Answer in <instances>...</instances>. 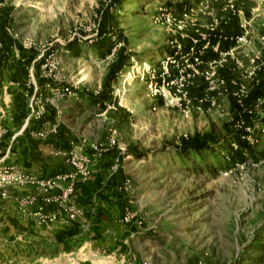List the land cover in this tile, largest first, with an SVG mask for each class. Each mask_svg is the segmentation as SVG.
I'll return each mask as SVG.
<instances>
[{"label":"rangeland","instance_id":"374dc122","mask_svg":"<svg viewBox=\"0 0 264 264\" xmlns=\"http://www.w3.org/2000/svg\"><path fill=\"white\" fill-rule=\"evenodd\" d=\"M3 4L12 18L8 32L17 42L1 64L0 89L9 76L4 70L23 68L30 57L36 72L28 70L23 78L45 86L36 92L45 113L35 120L33 132L53 126L58 130L69 121L77 128L74 142L116 149L108 174L117 168L126 174L120 218L127 234L118 239L123 249L110 248L108 240L74 250L70 257L92 264H115L105 258L112 253L125 255L126 264H264V99L252 115L254 128L245 135L232 104L264 65V0ZM228 10L232 16L237 11L240 22L239 33L223 37L231 47L220 51L218 61L194 57L210 46L203 39ZM109 18L118 23L108 24ZM103 21V36L116 41L122 31L128 39V59L114 79L110 65L124 43L118 41L105 56L91 47ZM102 90L105 100L87 109L93 104L89 95ZM196 131L214 132L219 144L234 150L240 136L257 155L242 150L241 159L231 157L229 163L224 161L225 147L202 157L178 155L180 138ZM130 147L140 155L131 154ZM105 190L115 201L111 190ZM1 250L3 257L7 248Z\"/></svg>","mask_w":264,"mask_h":264},{"label":"crops","instance_id":"0c3cea01","mask_svg":"<svg viewBox=\"0 0 264 264\" xmlns=\"http://www.w3.org/2000/svg\"><path fill=\"white\" fill-rule=\"evenodd\" d=\"M28 70L36 72L33 65ZM4 71L9 76H6L0 89V169L11 167L16 172L39 180L57 177V185L49 196L58 200L43 204V213L55 214V220L51 223L41 222L33 214L37 205L42 204L43 195L38 188L30 184H14L7 188L8 198L0 199V252L5 247L7 254L0 257V264H73L75 259L70 255L74 250L96 243L103 245L108 240L110 248L120 250L122 246L118 239L127 234L120 218L121 210L116 203L109 206L101 191L91 192L80 187L94 178L100 183L106 181L108 169L102 152L97 153L90 143L74 142L77 128L69 121L60 124L56 132L64 134L68 143L54 137L56 133H47L42 141H36L33 130L38 124L35 121L26 124L28 102L37 91H44L45 86L36 80L27 84L22 74L17 73L16 67ZM22 100L25 116L20 114L18 108ZM97 106L99 103L90 104L87 109ZM72 155L83 162L86 174L82 168L71 163ZM69 184H73L74 191L64 198L63 192ZM28 197H36L37 200L23 212L19 200ZM66 230L77 232L73 237L78 241V246L65 249L63 242L58 241L57 233Z\"/></svg>","mask_w":264,"mask_h":264},{"label":"trees","instance_id":"16d2710c","mask_svg":"<svg viewBox=\"0 0 264 264\" xmlns=\"http://www.w3.org/2000/svg\"><path fill=\"white\" fill-rule=\"evenodd\" d=\"M4 0H0V3ZM9 6L6 4L0 5V42L2 44V48L0 49V67L3 63V60L8 57L11 47L13 44L17 42L16 39L8 32V27L10 25L11 15L8 12ZM231 10H228V15L225 16V19L219 21V24L212 30L211 33L207 34V38L205 37L203 40L208 43L207 48L201 50L200 52H196V58L200 59L201 61H218L219 53L222 50H228L231 47V43L229 40H223V37L233 36L235 33L240 32V22L237 16V11H234L235 14L231 15ZM221 15V14H220ZM228 18L226 19V17ZM112 19H107L108 24H117L118 22L114 21L111 22ZM106 24L104 21L101 22L100 30L98 37L96 38L95 42L92 44V48L99 51L101 56H105L111 52L112 47L118 42L121 41L124 43L118 52L116 53L115 59L112 61L109 69V76L112 79L121 71L124 67L128 55L124 53L126 49V44L128 43V39L123 36L122 31L119 32L118 38L116 41H112L111 38H107L105 35L106 33ZM217 35H221V40L218 39ZM204 42H202L203 44ZM218 43V50H214V45ZM3 49V50H2ZM72 52H76L75 48H70ZM5 50V55L3 51ZM21 51H25L21 49ZM263 57H264V49L262 50ZM27 61L24 64V67H16L17 73L22 74V77L27 75L28 67L30 65V57L26 59ZM229 60V59H228ZM224 65V64H223ZM30 93V87L28 88ZM105 93L106 91L102 90L99 92L98 95L93 96L89 95L93 104L99 103V105L105 100ZM264 98V65H262L257 70V79L249 86L245 88V92L241 94L240 98L233 99V117L235 121L241 122L240 125V133L246 134V129H253L254 128V119L252 115L258 112L257 104L260 99ZM18 108L20 109V114L25 116L26 110L23 100L19 103ZM260 123H264V118L260 119ZM56 138H60L62 143H68L69 140L64 136V134L56 133ZM240 136H236L235 141L238 142V149L234 150L233 148H227L221 144H219L220 138L216 136L214 132H194L191 135L182 136L179 140V144L175 146V151L178 155L184 156L188 152H193L196 154L197 157L207 156L210 155L211 152L219 148L220 150L225 147L226 154H225V162L229 163V159L240 158L241 159V151L247 150L251 155H257L256 152L253 150V146L248 142L246 139H240ZM128 151L134 155H140L134 148H128ZM118 156L116 149L108 148L102 152V157L106 159V168H110L113 163V158ZM125 182H126V174L121 168H117L113 172L108 174L106 181L104 182L105 189H110L113 196H115L116 200L113 201L110 199L108 192L104 189L103 183H100L99 180L93 179L92 181H87L80 185L81 189H85L86 191L91 192H102V197L106 196V200L113 205L112 203H116L118 205L121 212L125 209L126 203L125 196ZM105 193V194H104ZM105 195V196H104ZM123 214V213H122ZM121 214V215H122ZM77 233L74 230H66L60 231L57 233V239L60 242H63V247L65 249H70L71 247H75L78 245V241L73 237L74 234ZM98 236V234H95ZM67 239H70L69 241ZM123 249V246L120 250Z\"/></svg>","mask_w":264,"mask_h":264},{"label":"built area","instance_id":"2783aa9c","mask_svg":"<svg viewBox=\"0 0 264 264\" xmlns=\"http://www.w3.org/2000/svg\"><path fill=\"white\" fill-rule=\"evenodd\" d=\"M237 39H241L240 37H237ZM65 92H69V88L65 87L63 89ZM264 99V98H263ZM33 103L35 106H33ZM45 113V108L41 103H37L36 95L32 96L31 98V104H30V111L26 117V124H28L30 121H35L41 117ZM26 126V125H25ZM57 128L53 126L48 131L43 132L39 131L36 133V136L40 138H44L47 133H56ZM92 149H94L97 153H101L106 150V148H103V146L99 145H92ZM71 163L75 166H78L82 168V172L85 174L87 173V170L84 169L83 162L81 163L79 160H77V157L72 155L70 157ZM57 177L56 178H48V179H36L30 176H27L25 174L16 172L13 170V168H5L0 169V199H6L8 198L7 188L11 185H33L42 193V204L37 205L36 210L33 212L34 216L39 217L41 222H48L51 223L53 220H55L56 216L55 214H44L43 210V204L50 203L53 201L58 200V198H54L49 196V193L56 187L57 185ZM74 191L73 184H69L64 192L63 197L66 198ZM36 197H28V198H22L19 200V203L21 204L22 211L25 212V208L27 206H33L36 202ZM106 259H113V263L115 264H126V258L125 255H114V253L109 254L105 256ZM134 262V258L132 259ZM73 264H91L87 262V260H75ZM104 264H108V262L105 260Z\"/></svg>","mask_w":264,"mask_h":264}]
</instances>
